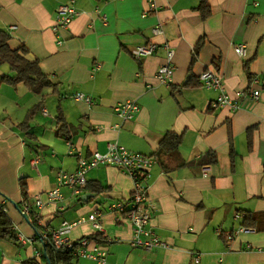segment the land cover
I'll use <instances>...</instances> for the list:
<instances>
[{
    "label": "crops",
    "instance_id": "1",
    "mask_svg": "<svg viewBox=\"0 0 264 264\" xmlns=\"http://www.w3.org/2000/svg\"><path fill=\"white\" fill-rule=\"evenodd\" d=\"M68 1L0 0V29L9 32L10 46L27 47L28 57L38 59L62 85L60 95L51 88L37 94L23 85L14 87L1 79L10 73L9 65L0 66V202L9 198L5 211L13 228L29 239L19 244L0 239V264H52L35 257L43 234L82 217L85 221L68 238L97 233L88 219L94 212L104 227L106 264H264V0H208L211 15L206 19L195 9L201 0H154L157 9L146 15L148 0H75L79 14L59 44L53 29L57 8ZM157 22L163 32L155 35ZM202 37L204 45L193 61V48ZM149 43L157 44L155 52L136 59L133 49ZM239 44L246 46L245 56L236 53ZM165 45L174 51L170 84L156 77L167 63ZM208 68L218 69L229 93L252 87L261 90L260 98L243 100L236 113L211 108L219 90L182 87L190 75ZM78 92L93 97L95 104L76 100ZM127 100H136L140 110L124 121L115 107ZM39 103L30 128L20 129L28 110ZM59 103L71 129L68 138L55 133ZM167 131L182 134L175 153L160 150ZM114 141L157 159L146 205L150 227L169 248L148 251L130 244L132 222L111 205L129 202L134 181L114 165L101 164L86 175L104 192L84 189L77 195L64 186L61 201L36 209L41 218L34 224L22 216L20 178L27 179L32 200L37 195L46 200L59 170L75 171L79 153H104ZM231 141L237 152L233 164ZM210 150L217 153V162L198 163Z\"/></svg>",
    "mask_w": 264,
    "mask_h": 264
},
{
    "label": "built area",
    "instance_id": "2",
    "mask_svg": "<svg viewBox=\"0 0 264 264\" xmlns=\"http://www.w3.org/2000/svg\"><path fill=\"white\" fill-rule=\"evenodd\" d=\"M148 1L149 9L144 13V15L157 9V5L154 0ZM78 14L79 12L76 8L75 0H70L67 3H63L58 6L56 22L53 29L59 38V44L63 42L62 32L69 29L71 22ZM14 27L15 26H13V28ZM162 32V23L157 22L153 27V33L158 35ZM165 46L168 51L167 63L159 67L156 77L161 83L170 84L175 70L174 65L171 64L173 61L174 51L169 48L168 45ZM156 47L157 45L155 43L140 45L133 50V54L136 58L148 56L153 54ZM235 50L238 55L245 56L246 46L244 44H239L235 47ZM98 67L99 65L96 66V68ZM199 77L204 87L220 91L218 97L211 102V107L214 109L228 108L231 113H236L241 107L243 100L257 101L261 96V90L252 87L237 89L234 93H229L225 89L222 74L215 69H205L200 73ZM74 98L88 104H95L96 102L93 97L83 92L76 93ZM139 110L140 106L136 100H127L125 102L118 103L115 107L116 114L124 121L133 120ZM115 127L119 128V124L115 125ZM67 144L69 146L68 153L73 154L74 150L70 140H67ZM155 162L156 159L154 157L131 150L117 141L110 142L108 144L107 151L104 153L95 151L89 157L80 156L79 153L78 168L75 171L59 170L56 173L55 187L45 192L46 200L42 198V195H37L34 200L35 205L40 208L43 207L45 203L56 204L61 201L63 199L61 189L64 186L70 187L77 195L81 194L87 185L86 175L88 171L101 164L114 165L121 168L124 173L131 176L134 181V188L129 202L118 201L111 205V210L113 212L125 215L132 222L133 238L131 239L130 244L132 247L144 248L148 251L156 247L169 248V243L157 235L150 227L152 213L146 205L148 180L151 177L150 169ZM33 163H37V161H34ZM7 202H9V200L6 197H3L1 203L5 204ZM20 212L23 217H30V206L28 202L24 201L22 203ZM88 219L92 222L96 231L102 232L104 230L103 224L97 213H92L89 215ZM83 221H85L84 217L73 222L63 221L58 227L52 229L51 231H46L43 234L42 239L45 242L50 243L54 249H72L73 255L77 258L89 259L94 261L96 264H106L108 250L97 240L92 239L89 236H83L75 242L68 238L70 230L75 225ZM13 229L16 230L15 227ZM17 236L19 240L24 243L29 241V239H27L20 232H17ZM226 237L229 240L232 237L231 233L227 232ZM42 253V249L36 251L35 257L42 256Z\"/></svg>",
    "mask_w": 264,
    "mask_h": 264
},
{
    "label": "trees",
    "instance_id": "3",
    "mask_svg": "<svg viewBox=\"0 0 264 264\" xmlns=\"http://www.w3.org/2000/svg\"><path fill=\"white\" fill-rule=\"evenodd\" d=\"M195 9L200 12L201 16L204 19L208 18L211 15V8L208 0H201L198 6L195 7ZM9 40H10L9 32L4 29H0V66L7 64L10 67V73L3 75L1 79L7 84L14 87L23 85L37 94H41L43 90L46 88H51L53 94L60 95L62 92V85L51 79L49 74L42 69L38 59L31 60L28 57L29 49L25 46L14 49L10 46ZM203 41L204 38L202 37L194 46L193 61H196L199 55V51L204 45ZM141 45H148V44H141ZM141 58H136V59H141ZM172 62L171 64H173ZM215 65L217 68H219L218 63L215 62ZM216 71H218V69ZM199 76L194 77L193 75H190L187 78L186 82L182 85V87H197L202 85ZM210 107H211V103H210ZM40 108H41L40 103L30 108L24 120L18 124V127L22 130H28L30 128V121L32 120V118L35 116L36 112ZM56 118H57V123L59 125L58 129L55 132L56 135L68 138L69 135L71 134V129L66 120L61 103H59L57 106ZM250 130L251 128L249 129V131ZM248 134H249L248 136L251 135L250 133ZM182 138H183L182 134L180 133L174 131H167L160 141V150L165 152L168 151V153L177 152L179 146L182 143ZM236 154L237 152L234 150L233 142L231 141L232 164ZM155 156L161 162L160 155L155 154ZM217 160H218L217 153L213 150H210L209 152L203 154L197 160V162L201 164H213L216 163ZM84 189H87L91 194H100L106 190V188L103 185H101L97 180H88V179H87V185L85 186ZM20 190L22 193L23 202L24 201L28 202L30 206V217H28L27 220L31 221V223L34 224L38 220V218L41 217L37 216L36 209L38 207L35 205L34 200H32L29 196L28 183L25 177L20 178ZM6 198L9 200L8 197ZM18 206L19 208H21L22 204ZM103 236L104 235L102 232H97V233H93L92 235H89V237L97 240L99 243L105 241ZM0 239H8L16 244H19L20 242L16 230L13 229V222L11 221L7 212L5 211V204L1 202H0ZM42 242H43L42 256L46 257L50 261V263L79 264L78 262L79 258L73 255L72 249L57 250L54 249L50 245V243L45 242L43 239ZM75 242H77V240ZM26 264H39V263L36 262L35 260H28L26 261Z\"/></svg>",
    "mask_w": 264,
    "mask_h": 264
}]
</instances>
